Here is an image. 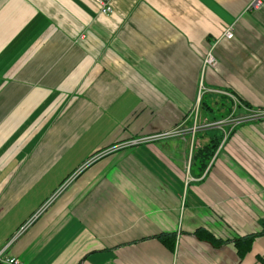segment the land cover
Returning <instances> with one entry per match:
<instances>
[{"label": "crops", "instance_id": "obj_1", "mask_svg": "<svg viewBox=\"0 0 264 264\" xmlns=\"http://www.w3.org/2000/svg\"><path fill=\"white\" fill-rule=\"evenodd\" d=\"M249 1L109 0L104 15L94 0H0L2 256L264 264V236L242 258L195 236L264 220V123L251 119L264 111V6Z\"/></svg>", "mask_w": 264, "mask_h": 264}, {"label": "trees", "instance_id": "obj_2", "mask_svg": "<svg viewBox=\"0 0 264 264\" xmlns=\"http://www.w3.org/2000/svg\"><path fill=\"white\" fill-rule=\"evenodd\" d=\"M242 102V101H241ZM216 149L215 145L206 146L204 149L198 151L197 155H199L204 162L209 161ZM202 167L205 168V163L202 162ZM195 236L198 240L209 243L213 247H220L223 245L231 244L236 250L237 255L242 258L244 257L251 249V246L254 240L258 237L264 236V220L262 222L261 230L259 232H255L253 234H247L241 236L239 238L234 239H221L215 237L209 230L204 228H199L195 231ZM175 235L172 233H161L155 236L156 239L160 240L163 244L172 247L173 243L172 240L174 239Z\"/></svg>", "mask_w": 264, "mask_h": 264}, {"label": "built area", "instance_id": "obj_3", "mask_svg": "<svg viewBox=\"0 0 264 264\" xmlns=\"http://www.w3.org/2000/svg\"><path fill=\"white\" fill-rule=\"evenodd\" d=\"M98 6L100 7V13L104 14V15H111L113 13V10L111 8V6L109 5V0H94ZM262 6H264V0H250L249 1V5L247 7V11L251 12V11H257L259 10ZM223 37L226 39H230L232 38V30L231 28L226 29V31L223 34ZM205 65L208 66H214L215 65V59L213 57V55L211 54L210 51H208L205 55V60H204ZM261 117V115H258L256 118ZM162 135H158L155 136L156 138L160 137ZM76 174H73L69 177V179L67 181H65V183L62 184V186L60 187V189H58V191L55 193L58 194L60 190H62L72 179H74ZM54 195V196H55ZM53 196V197H54ZM52 197V198H53ZM50 201H48L44 207H42L40 209V211L46 207V205L49 203ZM40 211H37L36 213H34L32 215V217L22 225L19 233L23 232L32 222H34L37 217L40 214ZM0 264H22L17 258L15 257H8V256H2L1 252H0Z\"/></svg>", "mask_w": 264, "mask_h": 264}, {"label": "rangeland", "instance_id": "obj_4", "mask_svg": "<svg viewBox=\"0 0 264 264\" xmlns=\"http://www.w3.org/2000/svg\"><path fill=\"white\" fill-rule=\"evenodd\" d=\"M229 97L230 98H232L233 100H234V102H236V103H238L237 101H236V99H235V97L233 96H231V95H229ZM214 100H220V97H216ZM258 115H261V117H258V118H256ZM251 119H262L261 120V122H263L264 123V111H260V112H256V113H254L252 116H251ZM252 129V128H251ZM263 143H264V141H263ZM263 241H264V239H263Z\"/></svg>", "mask_w": 264, "mask_h": 264}, {"label": "bare ground", "instance_id": "obj_5", "mask_svg": "<svg viewBox=\"0 0 264 264\" xmlns=\"http://www.w3.org/2000/svg\"><path fill=\"white\" fill-rule=\"evenodd\" d=\"M221 100V99H220Z\"/></svg>", "mask_w": 264, "mask_h": 264}]
</instances>
